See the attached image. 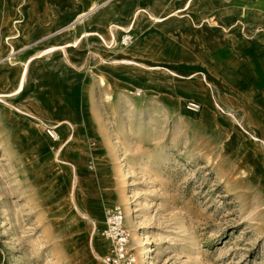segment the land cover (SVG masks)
<instances>
[{"label":"rangeland","instance_id":"1","mask_svg":"<svg viewBox=\"0 0 264 264\" xmlns=\"http://www.w3.org/2000/svg\"><path fill=\"white\" fill-rule=\"evenodd\" d=\"M114 206L139 261L264 264V0H0V264H105Z\"/></svg>","mask_w":264,"mask_h":264},{"label":"built area","instance_id":"2","mask_svg":"<svg viewBox=\"0 0 264 264\" xmlns=\"http://www.w3.org/2000/svg\"><path fill=\"white\" fill-rule=\"evenodd\" d=\"M133 39L131 29H127L123 31L118 43L121 46H128ZM188 108L197 111L200 106L196 102H190ZM49 134L55 139L58 138L55 130L49 131ZM101 236L109 243L103 256L105 264H139L131 250V232L125 225V212L122 207L114 206L107 211Z\"/></svg>","mask_w":264,"mask_h":264},{"label":"bare ground","instance_id":"3","mask_svg":"<svg viewBox=\"0 0 264 264\" xmlns=\"http://www.w3.org/2000/svg\"><path fill=\"white\" fill-rule=\"evenodd\" d=\"M151 14V13H150ZM149 16V15H148ZM137 18V17H136ZM155 19L154 20H156V21H159L160 19H158L157 18V16L156 17H154ZM139 28L141 29V25L139 24ZM133 51H134V49H133ZM135 52V51H134ZM125 60V59H124ZM132 64V63H131ZM136 64V63H135ZM105 79V78H104ZM122 166L125 168V166H126V163L125 162H123L122 163ZM129 185V184H128ZM132 211H133V205H132V203H131V201L130 202H128L127 204H125V212L127 213V214H131L132 213ZM138 234V233H137ZM139 236V235H138ZM152 249H151V247H150V245H146V249L144 250V251H140V261L138 260V262H139V264H151V256H150V254H148V257H147V260L145 259V256H144V253H146V252H150Z\"/></svg>","mask_w":264,"mask_h":264},{"label":"crops","instance_id":"4","mask_svg":"<svg viewBox=\"0 0 264 264\" xmlns=\"http://www.w3.org/2000/svg\"><path fill=\"white\" fill-rule=\"evenodd\" d=\"M86 34L88 35V33L86 32ZM85 36V35H84Z\"/></svg>","mask_w":264,"mask_h":264}]
</instances>
